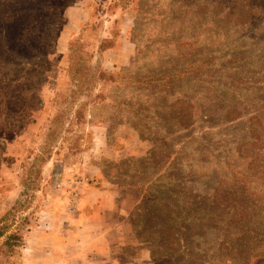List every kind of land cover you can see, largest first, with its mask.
Returning <instances> with one entry per match:
<instances>
[{"label":"rangeland","instance_id":"rangeland-1","mask_svg":"<svg viewBox=\"0 0 264 264\" xmlns=\"http://www.w3.org/2000/svg\"><path fill=\"white\" fill-rule=\"evenodd\" d=\"M0 6L16 33L0 55V264H33L24 237L52 189L76 210L102 181L154 264H264V0ZM120 33L132 61L109 68Z\"/></svg>","mask_w":264,"mask_h":264},{"label":"crops","instance_id":"crops-1","mask_svg":"<svg viewBox=\"0 0 264 264\" xmlns=\"http://www.w3.org/2000/svg\"><path fill=\"white\" fill-rule=\"evenodd\" d=\"M77 10L72 21L75 27L68 30L67 37L78 35L81 26L91 17L92 11L86 3ZM125 15L122 10L114 15L120 17L122 33L128 31ZM102 36L103 39L111 37L109 31L108 35ZM132 45L120 33L105 51L98 46L102 50V64L109 68L129 65L134 54ZM99 139L103 141L102 137ZM92 166V175L99 176L98 165ZM3 185L0 178V213L5 209L1 193ZM14 191L7 193L12 196ZM52 191L43 200L40 221L35 222L24 237L22 250L31 254L33 264H154L152 249L136 236L129 219L132 207L121 195L122 190L108 186L104 181L88 186L75 211L68 210L67 201L59 190ZM22 264H27L26 259Z\"/></svg>","mask_w":264,"mask_h":264},{"label":"trees","instance_id":"trees-1","mask_svg":"<svg viewBox=\"0 0 264 264\" xmlns=\"http://www.w3.org/2000/svg\"><path fill=\"white\" fill-rule=\"evenodd\" d=\"M1 6H0V8H1ZM4 13H5L4 9L0 10V55L7 56L10 53L14 54L15 48H13V50L10 49L9 44H7V42H6L7 39H5V37H7L9 39H10V37L16 39V33L13 31L12 27L7 23V20H4V18L6 17V15ZM4 43H5V45H4ZM21 43L23 44L22 46L26 45L25 42H21ZM27 50H28V48H27ZM27 50H25V51H27ZM23 51H22V53H23ZM8 62L9 61L7 59H5V65L8 64ZM211 213L213 214L211 216H214L216 214V213H213L212 211H211ZM170 216H171V214L168 215L167 217H169V218L166 219L168 223L173 221V219ZM168 230H169V232L172 231L171 228H169Z\"/></svg>","mask_w":264,"mask_h":264},{"label":"built area","instance_id":"built-area-1","mask_svg":"<svg viewBox=\"0 0 264 264\" xmlns=\"http://www.w3.org/2000/svg\"><path fill=\"white\" fill-rule=\"evenodd\" d=\"M75 203H73V205H71L70 207H69V210H71V211H74L75 210Z\"/></svg>","mask_w":264,"mask_h":264}]
</instances>
